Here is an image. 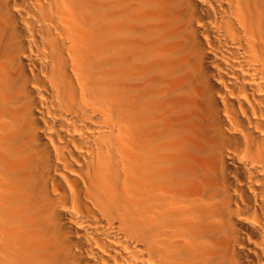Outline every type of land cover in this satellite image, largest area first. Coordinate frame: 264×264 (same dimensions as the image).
I'll use <instances>...</instances> for the list:
<instances>
[{
  "label": "bare ground",
  "instance_id": "1",
  "mask_svg": "<svg viewBox=\"0 0 264 264\" xmlns=\"http://www.w3.org/2000/svg\"><path fill=\"white\" fill-rule=\"evenodd\" d=\"M0 264H264V0H0Z\"/></svg>",
  "mask_w": 264,
  "mask_h": 264
}]
</instances>
